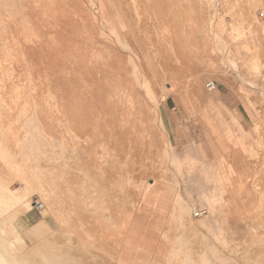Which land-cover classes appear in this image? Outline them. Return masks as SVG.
<instances>
[{
	"label": "rangeland",
	"instance_id": "obj_1",
	"mask_svg": "<svg viewBox=\"0 0 264 264\" xmlns=\"http://www.w3.org/2000/svg\"><path fill=\"white\" fill-rule=\"evenodd\" d=\"M258 12L264 0H0V143L13 150L20 138L34 160L31 208L18 220L34 212L53 231L42 242L20 232L15 242L7 228L12 253L46 264L32 254L56 258L60 221L113 220L160 226L210 264H264ZM117 127L121 141L106 144L101 130ZM2 164L0 184L21 192L24 176ZM163 185L174 190L167 200ZM41 186L53 213L35 209ZM174 193L188 210L182 224L172 218ZM10 210L0 192V220Z\"/></svg>",
	"mask_w": 264,
	"mask_h": 264
},
{
	"label": "bare ground",
	"instance_id": "obj_2",
	"mask_svg": "<svg viewBox=\"0 0 264 264\" xmlns=\"http://www.w3.org/2000/svg\"><path fill=\"white\" fill-rule=\"evenodd\" d=\"M4 71L5 68L1 67L0 73L3 74ZM0 82H2L1 79ZM81 97L82 94L78 93V98ZM131 107L133 106L129 105L127 110L128 116H131L132 113H134ZM124 115L126 114L124 111H122L121 117L123 118ZM125 121H127L126 125H131V122L128 121V119ZM80 122V119L76 120L77 124ZM101 133L104 135V142H106V144L108 142L110 143V141L112 143L117 141V145L118 141H121L120 139L123 135V130L121 127L111 130L102 129ZM130 141H132L131 138ZM22 142L23 145L21 144V139L18 138L14 142L13 150H11L12 148L10 150L4 149L0 143V163L3 162L2 165H4V168L21 173L22 176H24L21 180V182L24 184V189L21 192H12L10 189L0 184V192H3L7 201V209L11 208L7 217L0 220V264H33L30 262L31 258H28L26 255L19 256L12 253L10 242H8L6 237V230L8 228L10 233L15 237L14 241L20 242V232L22 231L19 227L18 217L23 211H28L31 208V205L27 200L31 183H29V181L26 179V172L33 170L35 167L33 166L34 160L31 159L29 150L25 146L24 140H22ZM55 171L56 170H54L53 173ZM127 182L134 187V182H132L131 179L128 178ZM153 186L155 187L151 181V183H148L146 186L144 185L142 187L140 197L142 199L141 202L143 205L147 203V200L151 196H153V192L150 191ZM162 188L163 189L160 193L162 194L161 197L163 199H165V194L168 193L170 195L174 192L173 189L172 191L168 189V187L166 188L164 186ZM174 189L176 192V188ZM38 193L41 196V205L43 206V204H45L49 206L51 213H53V211L57 208V204L52 198V194L49 189L41 186ZM173 198L175 199V206L172 213V218L176 223L182 224L186 216H188V210L182 203L184 201L182 197L174 193ZM173 198L171 197V199ZM205 198L208 199L207 204L210 210L213 212V197ZM43 214L45 215V210L43 211ZM59 224V227L63 229L62 234L65 240L64 242L60 241V243L63 244V248L58 249L59 251L58 255H56V258L41 255L38 252L32 254V256L39 257L40 260L44 261L46 264H94L96 260L102 264H210L205 258L204 260H201L189 255L186 251L183 241L180 238H168L164 232V229L160 228V226H153L151 223L130 221L119 222L110 220L108 222L92 223L89 226L82 223L67 225L61 221ZM200 225H202V227H206L205 223L203 222H200ZM52 233L53 231L49 234ZM49 234L36 238H38V242H42L46 240ZM151 234L160 237H154ZM13 243L14 242L11 244ZM39 245L40 244H37L33 250H37ZM82 256H84L85 259ZM81 258L84 259V261L81 260ZM256 262L259 263L258 261Z\"/></svg>",
	"mask_w": 264,
	"mask_h": 264
},
{
	"label": "crops",
	"instance_id": "obj_3",
	"mask_svg": "<svg viewBox=\"0 0 264 264\" xmlns=\"http://www.w3.org/2000/svg\"><path fill=\"white\" fill-rule=\"evenodd\" d=\"M19 227L24 233L30 232L33 237H42L52 232L49 223L40 220L34 212H28L22 215L19 219Z\"/></svg>",
	"mask_w": 264,
	"mask_h": 264
},
{
	"label": "built area",
	"instance_id": "obj_4",
	"mask_svg": "<svg viewBox=\"0 0 264 264\" xmlns=\"http://www.w3.org/2000/svg\"><path fill=\"white\" fill-rule=\"evenodd\" d=\"M258 17L259 18H263L264 17V13L263 12H258ZM206 88L209 90V91H212L215 89V83L214 82H209L207 85H206ZM42 208V205L41 204H35V209L36 211L40 212V209ZM198 215V214H196Z\"/></svg>",
	"mask_w": 264,
	"mask_h": 264
}]
</instances>
